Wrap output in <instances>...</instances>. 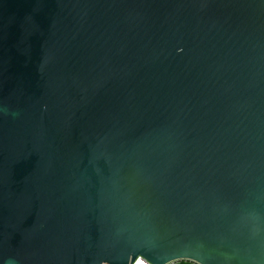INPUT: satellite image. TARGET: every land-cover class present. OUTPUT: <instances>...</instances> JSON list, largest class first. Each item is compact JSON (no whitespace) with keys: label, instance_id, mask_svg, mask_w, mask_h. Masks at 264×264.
I'll return each mask as SVG.
<instances>
[{"label":"water","instance_id":"1","mask_svg":"<svg viewBox=\"0 0 264 264\" xmlns=\"http://www.w3.org/2000/svg\"><path fill=\"white\" fill-rule=\"evenodd\" d=\"M264 264V0H0V264Z\"/></svg>","mask_w":264,"mask_h":264},{"label":"built area","instance_id":"2","mask_svg":"<svg viewBox=\"0 0 264 264\" xmlns=\"http://www.w3.org/2000/svg\"><path fill=\"white\" fill-rule=\"evenodd\" d=\"M185 260L187 262H189V264H201L200 262L193 260V259H177V260H173L171 262H168L166 264H178L180 263V261ZM131 264H154L151 261H149L147 258H145L144 256H138L137 259L132 262Z\"/></svg>","mask_w":264,"mask_h":264},{"label":"trees","instance_id":"3","mask_svg":"<svg viewBox=\"0 0 264 264\" xmlns=\"http://www.w3.org/2000/svg\"><path fill=\"white\" fill-rule=\"evenodd\" d=\"M178 264H189V262H187V261H185V260H182V261H180V263H178Z\"/></svg>","mask_w":264,"mask_h":264},{"label":"clouds","instance_id":"4","mask_svg":"<svg viewBox=\"0 0 264 264\" xmlns=\"http://www.w3.org/2000/svg\"><path fill=\"white\" fill-rule=\"evenodd\" d=\"M8 264H14V262L10 260V261L8 262Z\"/></svg>","mask_w":264,"mask_h":264}]
</instances>
